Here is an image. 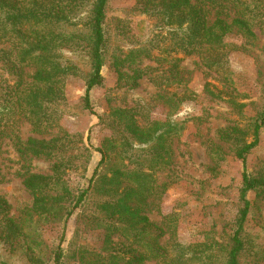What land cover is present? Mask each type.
Listing matches in <instances>:
<instances>
[{
    "label": "trees",
    "instance_id": "16d2710c",
    "mask_svg": "<svg viewBox=\"0 0 264 264\" xmlns=\"http://www.w3.org/2000/svg\"><path fill=\"white\" fill-rule=\"evenodd\" d=\"M107 2L0 0V42L10 43L9 49H0V61L17 78L12 86L2 85L0 81V128L11 126L20 118L29 121L37 132L59 128V135L50 140L34 137L27 140L25 151L31 156L53 160L52 174L27 172L23 175V183L33 197L31 207L23 212L24 219L11 216V206L0 194V241L10 248L21 244L31 264H46L39 249L43 242L36 235L26 232V220H32L34 216H55L66 223L73 212L89 198V194L94 193L97 199L89 221L93 222L94 227L104 230L103 247L99 251L87 246L75 247L73 256L80 264H146L149 260H156L159 264H241V257L246 253L255 258H263L262 251L254 249L251 236L245 233L244 224L251 209L248 193L256 191L258 196L264 198V173H251L247 167V156L260 144V134L264 127V86L263 107L251 124L253 140L248 142L246 131L239 126L223 128L219 132L220 143L213 157L215 169L224 158L222 153L225 144L243 164L239 193L243 206L227 249L222 247V250H216L217 246L213 242L184 244L178 240L174 216L167 215L160 226L152 223L146 213L149 198L161 194L173 181L171 175H168L169 183L154 186L152 174L148 171L151 167L162 170L163 166L168 165L169 145L160 140H166L168 134L171 137L178 132L179 129L171 124L148 120L139 122L137 113L127 114L128 111L117 109L116 114L121 113L120 120H123V116L127 118L125 124L120 123L125 129H120L117 122L110 120L108 124L115 132L113 142L105 149L96 150L102 154L99 167L115 156L120 157L121 163L112 169L110 176L96 170L93 192L89 185L74 196L67 187L65 175L75 158L77 147L75 135L61 127L58 112L65 102L66 81L71 75L77 74L78 68L63 54L68 47L84 46L91 59L93 71L87 79L84 105L92 111L91 90L102 85L106 62ZM140 2L149 16L159 20L162 31L160 36L154 37L144 47L130 51L123 59L115 57L113 66L118 81L120 84L123 82L127 88L136 87L145 75L140 68L144 57L154 58L158 63H162L161 59L168 60L166 83H183L186 79L180 71L181 59L173 55L178 52L184 55L199 54L206 68L216 71L226 83L231 84V73L224 61L226 37L233 29L245 37H254L253 28L264 17L261 0ZM83 11L87 14L84 15ZM211 12L215 13L213 21L210 19ZM232 13L234 16L229 20ZM158 43L166 44L167 52L160 53L167 55H153V47ZM27 67L34 68L29 82L24 80ZM206 91L212 98H223L222 91H216L209 85ZM226 100L238 111H242L245 106L231 95ZM136 108V111L143 109L144 105L138 104ZM135 141L145 146L154 143L155 157L145 159L146 148L145 151L132 152ZM85 151L90 154L88 149ZM143 156L145 158L139 163L138 160ZM125 160H129V163L125 164ZM135 163L132 169L128 168V164ZM167 236V240L162 242ZM60 254L59 249L53 252L54 264H61Z\"/></svg>",
    "mask_w": 264,
    "mask_h": 264
},
{
    "label": "rangeland",
    "instance_id": "374dc122",
    "mask_svg": "<svg viewBox=\"0 0 264 264\" xmlns=\"http://www.w3.org/2000/svg\"><path fill=\"white\" fill-rule=\"evenodd\" d=\"M261 1L264 5V0ZM83 13L87 14L85 11ZM232 16L233 13L228 19L231 20ZM210 19H215L214 12H211ZM158 22L147 14L140 0H108L105 12L108 41L103 83L91 90L92 111L84 105L87 79L93 71L92 61L84 46L65 49L64 57L78 68L77 74L71 75L66 81L65 102L58 112L61 127L75 135L77 147L65 181L74 196L89 185L93 192L96 170L110 176L112 169L119 166L120 157L115 156L99 167L102 154L96 150L105 149L113 142L115 132L108 124L110 120L117 122L120 129H125L123 124L127 118L123 116V120H120L121 113L116 114L117 109L128 111L127 114L137 113L139 122L148 120L171 124L179 129L178 132L171 137L168 134L166 140H160L169 145L168 165L163 166L162 170L151 167L148 171L152 174L154 186L169 183L168 175H171L173 181L161 194L149 198L146 213L152 223L160 226L167 215L174 216L178 240L184 244L213 242L220 248L216 250L227 249L243 206L239 196L243 164L225 144L222 153L224 158L215 169L213 157L220 143L219 132L223 128L239 126L246 131V140H253L251 124L263 107L264 17L253 28L254 37H245L236 29L226 37L224 61L231 73V84L226 83L216 71L206 68L199 54L184 55L178 52L173 55L181 59L180 71L186 79L183 83H166L168 60L161 59L162 63H158L154 58L144 57L140 68L145 75L136 87L127 88L123 82L119 83L113 61L115 57L123 59L130 51L138 50L154 37L160 36L162 29ZM9 48V42H0V49ZM153 49V55L168 54L160 53L167 52L166 44L158 43ZM33 73L34 68L27 67L24 80L31 81ZM16 80L8 66L0 61L2 85L12 86ZM207 85L222 91L223 98H212L206 91ZM230 95L239 103H244L242 111L234 109L226 100ZM173 97V100L169 99ZM138 104H143L144 108L136 111ZM57 135L58 127L37 132L24 118L11 126L0 128V194L9 202L11 216L15 219H24L23 212L33 202L31 193L23 183V175L27 172L52 174L53 160L31 156L25 151L26 142L31 137L50 140ZM145 145L137 141L133 145L132 152L144 148L147 150L146 158L141 157L139 163L144 158L155 157V144ZM124 163H129V160ZM134 166L136 163L128 164L129 169ZM247 167L251 173H264V127L260 134V144L247 156ZM88 197L66 223L55 216H34L32 220H26V232L36 235L43 242L39 249L46 264H54L53 252L56 249L60 250L61 264H80L73 256L75 247L87 246L98 251L103 247L104 230L94 227L93 222L89 221L97 197L94 193ZM248 198L251 209L244 224L245 233L251 236L254 249L262 251L264 255V198L258 196L256 191H250ZM167 238L164 237L162 242ZM262 257L255 258L246 253L240 261L241 264H264ZM0 264L31 263L21 244L10 248L0 241ZM146 264L159 263L149 260Z\"/></svg>",
    "mask_w": 264,
    "mask_h": 264
}]
</instances>
